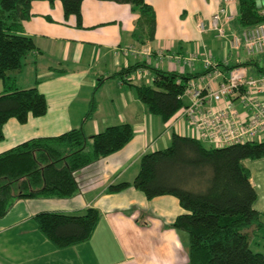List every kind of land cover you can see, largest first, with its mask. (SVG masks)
<instances>
[{"label":"crops","instance_id":"crops-1","mask_svg":"<svg viewBox=\"0 0 264 264\" xmlns=\"http://www.w3.org/2000/svg\"><path fill=\"white\" fill-rule=\"evenodd\" d=\"M145 3L154 11L156 27L153 41L138 45L132 38L138 15L130 5L83 0L79 27L74 15L64 17L60 1L31 2V17L23 23V34L33 40L36 50L12 78L18 89L36 88L43 94L47 110L24 124L9 119L3 126L0 153L29 139L55 137L79 128L92 97L96 110L83 126L87 136L118 124H129L134 134L121 150L75 172L78 190L74 196L15 201L0 218V264H187L183 237L171 227L184 212L175 197L147 200L132 187L115 194L106 191L110 185L131 182L140 157L167 148L173 133L190 137L180 110L168 122L158 121L138 100L133 87L116 75L134 64H144L145 53L160 69L167 66V71L176 73H203L207 55L215 66L218 64L212 85L216 88L228 76L222 71L225 65L252 60L264 69V51L254 55L246 52L243 34L249 29L237 22L236 0ZM219 9H223L222 36L209 28L210 18ZM199 23L205 26L204 32ZM165 54L179 56L180 61L165 58ZM193 56L191 64L187 63ZM245 70L248 76L260 75L255 69ZM135 75L129 79L133 84L152 81V75ZM102 78L106 80L95 91ZM183 101L189 103L188 98ZM260 101L264 103V94ZM234 103L240 110L238 101ZM243 165L256 193L253 209L264 214V158L247 159ZM87 208L101 214L93 236L66 249L48 242L33 219L41 212L81 214Z\"/></svg>","mask_w":264,"mask_h":264},{"label":"trees","instance_id":"trees-1","mask_svg":"<svg viewBox=\"0 0 264 264\" xmlns=\"http://www.w3.org/2000/svg\"><path fill=\"white\" fill-rule=\"evenodd\" d=\"M32 1L0 0V142L3 126L9 119L24 124L30 117L46 113L45 97L36 88L18 89L13 75L18 74L26 59L36 50L33 40L23 34V23L31 17ZM64 17L74 15L81 26L80 7L83 0H58ZM130 5L138 15L132 38L138 45L154 39L155 14L145 0H102ZM259 0H236L237 22L243 29L264 23V5ZM171 54H165L170 58ZM144 64L122 69L116 76L133 87L138 100L149 114L168 122L185 106L186 84L208 71H216L213 61L203 73H176L150 67L152 57ZM177 62L180 57L177 56ZM149 61V62H148ZM187 61V60H186ZM190 61L189 64H191ZM140 69L138 70V68ZM243 67L264 74L252 60L224 66L225 73ZM152 75L151 83L133 84L135 74ZM106 78L99 79L98 90ZM96 110L90 100L81 126L55 137L33 138L0 153V218L20 199L70 198L77 193L75 172L121 150L133 138L129 124L109 126L87 136L84 124ZM264 158V141L253 140L225 147H205L194 137L172 134L167 148L143 154L131 182L110 185L107 193L127 188L140 191L147 200L173 196L183 213L171 227L183 237L187 264H264V255L250 248L251 240L264 228V214L253 209L256 193L244 160ZM101 218L95 208L81 214L41 212L34 216L39 233L57 249L87 242Z\"/></svg>","mask_w":264,"mask_h":264},{"label":"built area","instance_id":"built-area-1","mask_svg":"<svg viewBox=\"0 0 264 264\" xmlns=\"http://www.w3.org/2000/svg\"><path fill=\"white\" fill-rule=\"evenodd\" d=\"M222 22L223 9H219L210 18L209 28L222 36ZM198 28L201 32L205 31L202 23L198 24ZM243 46L249 55L264 51V23L243 34ZM145 55L149 56V53ZM162 57L160 55L161 60ZM193 58L195 56L186 62L190 63ZM169 59L178 60L174 56ZM211 64V57L205 55L204 69L208 71ZM216 78L217 72L208 71L186 84L183 97L188 98L189 103L180 109L179 117L193 130V137L213 147L261 140L264 134V103L260 101V96L264 94V74L248 76L245 68L239 67L230 71L216 88H212ZM211 101L220 103V107ZM234 101H238L240 110Z\"/></svg>","mask_w":264,"mask_h":264},{"label":"rangeland","instance_id":"rangeland-1","mask_svg":"<svg viewBox=\"0 0 264 264\" xmlns=\"http://www.w3.org/2000/svg\"><path fill=\"white\" fill-rule=\"evenodd\" d=\"M210 52V51H209ZM155 61H150V63H149V66L150 67H155L156 65H155ZM163 68L165 69V70H167V66H163ZM144 75H150V73H148L147 72V74L145 73ZM220 107V106H219ZM216 112H218V111H216ZM153 117H155L156 119H158V121H161V119H160V117H158V116H153ZM162 122V121H161ZM187 127H188V125H187ZM164 128V127H163ZM188 129H189V131H190V137H193V135H192V132H193V130L192 129H190L189 127H188ZM164 130V129H163ZM203 143V146H205V147H210V145L208 144V143H204V142H202ZM250 248L254 251V252H258V253H261V254H263L264 255V229H262L260 232H257V236H255L252 240H251V242H250Z\"/></svg>","mask_w":264,"mask_h":264},{"label":"water","instance_id":"water-1","mask_svg":"<svg viewBox=\"0 0 264 264\" xmlns=\"http://www.w3.org/2000/svg\"><path fill=\"white\" fill-rule=\"evenodd\" d=\"M262 5H264V0H259L258 2H257V6H262Z\"/></svg>","mask_w":264,"mask_h":264}]
</instances>
